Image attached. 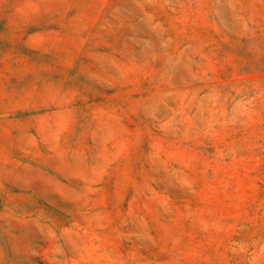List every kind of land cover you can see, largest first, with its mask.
<instances>
[{
    "label": "rangeland",
    "instance_id": "1",
    "mask_svg": "<svg viewBox=\"0 0 264 264\" xmlns=\"http://www.w3.org/2000/svg\"><path fill=\"white\" fill-rule=\"evenodd\" d=\"M0 264H264V0H0Z\"/></svg>",
    "mask_w": 264,
    "mask_h": 264
}]
</instances>
